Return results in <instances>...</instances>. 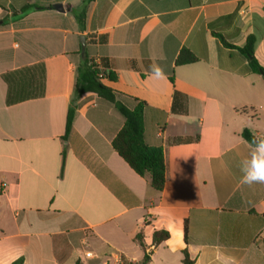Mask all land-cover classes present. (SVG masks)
Returning a JSON list of instances; mask_svg holds the SVG:
<instances>
[{"label":"crops","instance_id":"obj_1","mask_svg":"<svg viewBox=\"0 0 264 264\" xmlns=\"http://www.w3.org/2000/svg\"><path fill=\"white\" fill-rule=\"evenodd\" d=\"M26 4L43 10L16 19ZM0 22V264L136 263L142 230L149 264H183L184 251L192 264H264V184L240 171L243 131L264 138V77L239 51L254 37L264 69V0H0ZM81 36L117 76L104 84L147 104L162 192L114 150L125 119L97 95L75 100L64 140ZM184 49L199 61L177 67ZM154 62L166 79L150 78ZM38 64L44 97L8 106L2 75ZM156 231L170 239L151 248Z\"/></svg>","mask_w":264,"mask_h":264},{"label":"trees","instance_id":"obj_2","mask_svg":"<svg viewBox=\"0 0 264 264\" xmlns=\"http://www.w3.org/2000/svg\"><path fill=\"white\" fill-rule=\"evenodd\" d=\"M37 10L41 11L43 8L26 4L19 13L15 14L18 19L24 14ZM84 14L79 17V21L84 26ZM216 35L224 45L227 44L221 35ZM256 40L254 37H249L245 47L239 49L249 61V72L252 74L262 75L264 77V69L260 66L254 55V47ZM81 61L76 69V84L74 101L70 107L67 125L66 136L72 130L74 121L77 115V106L75 100L80 99L87 94H95L100 99H103L113 104L116 110L124 117L125 124L121 131L113 140V148L119 156L141 177H149L151 186L157 192H162L166 185L167 165L164 150L161 147L150 146L146 142V128H145V113L148 108L147 104L137 99H126L121 94L114 91L112 88L106 86L104 81L116 82L117 76L111 70V66L107 59L102 58L97 61L90 57L89 50L84 57L80 53ZM198 58L189 50L184 49L178 55L175 65L177 67L186 66L197 63ZM2 79L8 86L7 105L13 106L25 101L38 99L44 97L45 94V79L46 69L44 64H38L21 68L2 75ZM171 82L175 85V80L172 77ZM124 99V100H123ZM182 100L181 112H186V96L178 91L175 92L176 104ZM129 102L134 104V108L129 107ZM177 111V107H175ZM242 138L251 143L254 136L246 129L242 133ZM144 231L136 237V242L145 252V257L140 262L123 261L122 264H149L151 257L147 254L148 247L144 240ZM170 239V234L167 231H156L153 235L151 248H157ZM20 260L14 264H22ZM189 254L184 251L183 264H192Z\"/></svg>","mask_w":264,"mask_h":264},{"label":"clouds","instance_id":"obj_3","mask_svg":"<svg viewBox=\"0 0 264 264\" xmlns=\"http://www.w3.org/2000/svg\"><path fill=\"white\" fill-rule=\"evenodd\" d=\"M149 67L151 79H166V73L160 64L154 62ZM240 171L242 184H264V138H253L249 144L248 155L240 162Z\"/></svg>","mask_w":264,"mask_h":264},{"label":"water","instance_id":"obj_4","mask_svg":"<svg viewBox=\"0 0 264 264\" xmlns=\"http://www.w3.org/2000/svg\"><path fill=\"white\" fill-rule=\"evenodd\" d=\"M55 8L59 12H62V13L65 12L64 7L61 4L56 5ZM80 45H81V55L82 57H84L87 53V38L85 36H81Z\"/></svg>","mask_w":264,"mask_h":264},{"label":"built area","instance_id":"obj_5","mask_svg":"<svg viewBox=\"0 0 264 264\" xmlns=\"http://www.w3.org/2000/svg\"><path fill=\"white\" fill-rule=\"evenodd\" d=\"M87 256H88V257H90V256H91V254H87Z\"/></svg>","mask_w":264,"mask_h":264}]
</instances>
